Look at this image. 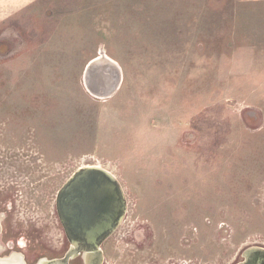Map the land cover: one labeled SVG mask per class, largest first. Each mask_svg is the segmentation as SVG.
Here are the masks:
<instances>
[{
  "label": "rangeland",
  "instance_id": "rangeland-1",
  "mask_svg": "<svg viewBox=\"0 0 264 264\" xmlns=\"http://www.w3.org/2000/svg\"><path fill=\"white\" fill-rule=\"evenodd\" d=\"M100 52L118 68L92 73L107 97L84 84ZM86 166L127 203L105 264L264 247V0H0V171L35 190L20 186L15 220Z\"/></svg>",
  "mask_w": 264,
  "mask_h": 264
},
{
  "label": "water",
  "instance_id": "water-1",
  "mask_svg": "<svg viewBox=\"0 0 264 264\" xmlns=\"http://www.w3.org/2000/svg\"><path fill=\"white\" fill-rule=\"evenodd\" d=\"M101 57L106 59L100 52L99 57L92 60L84 72V84L90 93L96 90L92 86V73L105 62L100 60ZM113 63L107 61L106 65L118 75V68ZM114 88L104 93L105 97L110 96ZM56 205L73 247L62 259L45 261L42 264H68V260L80 252L87 254L86 261L92 259L100 264L102 254L98 247L111 236L127 207L124 190L119 181L98 166L81 167L56 193ZM235 264H264V247L251 246L244 249L240 254V261Z\"/></svg>",
  "mask_w": 264,
  "mask_h": 264
},
{
  "label": "flooded vegetation",
  "instance_id": "flooded-vegetation-1",
  "mask_svg": "<svg viewBox=\"0 0 264 264\" xmlns=\"http://www.w3.org/2000/svg\"><path fill=\"white\" fill-rule=\"evenodd\" d=\"M25 180L32 187L28 190V196H31V194L35 193L31 182L32 179L21 178V173L16 171H12L9 174H5L3 169L0 171V264H29L31 263L30 261L42 264L45 261L62 259L73 247L58 213L56 195L52 200L49 212L44 210L45 204L36 207L31 200L23 202L21 206L27 213L25 214L27 219L19 217V222L15 220V208L12 203L16 199H24L25 192H21L20 186L25 185ZM5 202L8 203L4 205ZM35 209L38 210V213H36ZM39 214L43 216L39 218L41 222L37 223L36 219ZM129 223L126 209L121 222L114 229L111 236L98 247V251L102 254V262L100 264H105L106 247L109 243L118 244L119 241L123 242L127 228L130 226ZM19 224H24V227H20ZM42 229H46V235L43 234ZM56 252L59 253L53 254ZM27 253L31 254L29 258ZM43 254H51V256H49V259L48 257L38 258V256ZM87 258L86 253L80 252L70 258L67 263L98 264L96 260L89 259L86 261Z\"/></svg>",
  "mask_w": 264,
  "mask_h": 264
},
{
  "label": "crops",
  "instance_id": "crops-1",
  "mask_svg": "<svg viewBox=\"0 0 264 264\" xmlns=\"http://www.w3.org/2000/svg\"><path fill=\"white\" fill-rule=\"evenodd\" d=\"M101 60H105V62H107V61H108V62H111L109 59H107V58L104 59L103 57H101ZM113 65H114V63H113ZM92 84H93L92 86H93L94 88L97 87V86L95 85V80H92ZM94 85H95V86H94ZM101 86H102V85H101ZM94 91H95V90H94ZM95 92L98 93L97 91H95ZM99 94H101V93H99Z\"/></svg>",
  "mask_w": 264,
  "mask_h": 264
},
{
  "label": "bare ground",
  "instance_id": "bare-ground-1",
  "mask_svg": "<svg viewBox=\"0 0 264 264\" xmlns=\"http://www.w3.org/2000/svg\"><path fill=\"white\" fill-rule=\"evenodd\" d=\"M101 60V59H100ZM115 65V64H114ZM85 88H86V86H85ZM90 91V90H89ZM91 92V91H90ZM92 93H95V91H93ZM95 94H97V96L98 97H103V96H105V94L104 93H101V94H99V93H95Z\"/></svg>",
  "mask_w": 264,
  "mask_h": 264
}]
</instances>
